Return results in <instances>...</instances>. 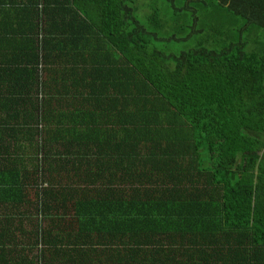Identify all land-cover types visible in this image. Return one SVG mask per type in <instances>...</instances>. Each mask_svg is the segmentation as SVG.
Returning <instances> with one entry per match:
<instances>
[{"label":"trees","instance_id":"trees-1","mask_svg":"<svg viewBox=\"0 0 264 264\" xmlns=\"http://www.w3.org/2000/svg\"><path fill=\"white\" fill-rule=\"evenodd\" d=\"M2 9L10 30L35 16L37 127L50 115L49 133L71 134L91 165V235L70 241L69 262L264 264V0H156L145 22L135 0ZM48 139L38 135L34 181H0L34 183L44 223Z\"/></svg>","mask_w":264,"mask_h":264},{"label":"crops","instance_id":"crops-1","mask_svg":"<svg viewBox=\"0 0 264 264\" xmlns=\"http://www.w3.org/2000/svg\"><path fill=\"white\" fill-rule=\"evenodd\" d=\"M3 10H0V111L3 108L8 127L0 129V158L4 159H0V181L16 179L19 176L15 173H28L27 181L33 180L38 168L37 138L47 134L45 177L50 185L45 192V203L52 213L48 211L45 223L42 221L45 239L44 244L39 245L34 183L19 191L8 186L5 189L0 183V264H37L39 260L43 264H72L65 252L73 247L70 241H81L91 235L90 226L85 224L90 222L89 214L95 210L89 203L92 196H88L94 188L91 165L85 161L84 154L79 153L78 146L69 141L71 134L49 133L50 115L46 118L43 113L46 119L41 129L37 127L39 112L33 65L39 55L35 16L17 30H10L6 27ZM58 58L51 57L50 75L45 74L52 79L53 94L60 88L58 72L61 68L55 62ZM11 74L9 82L7 77ZM49 104L46 94L45 105ZM83 192L87 195H82Z\"/></svg>","mask_w":264,"mask_h":264},{"label":"rangeland","instance_id":"rangeland-1","mask_svg":"<svg viewBox=\"0 0 264 264\" xmlns=\"http://www.w3.org/2000/svg\"><path fill=\"white\" fill-rule=\"evenodd\" d=\"M156 0H135V6L137 7V11L136 14L138 16V18L142 21L145 22V17L142 15H146L148 14V11L151 7V5L155 2ZM144 6L143 10L142 7ZM147 7V8H146ZM144 10H146L145 12H143ZM46 185V183H45ZM43 185V186H45ZM105 186H110L109 183H104ZM36 198V195H35Z\"/></svg>","mask_w":264,"mask_h":264},{"label":"clouds","instance_id":"clouds-1","mask_svg":"<svg viewBox=\"0 0 264 264\" xmlns=\"http://www.w3.org/2000/svg\"><path fill=\"white\" fill-rule=\"evenodd\" d=\"M42 127H40V125H39V129H41ZM38 224H39V228L40 229H42L41 227L43 226V222H41V224H40V222L38 221ZM38 239V238H37ZM38 243H39V245H41L40 244V239H38Z\"/></svg>","mask_w":264,"mask_h":264},{"label":"built area","instance_id":"built-area-1","mask_svg":"<svg viewBox=\"0 0 264 264\" xmlns=\"http://www.w3.org/2000/svg\"><path fill=\"white\" fill-rule=\"evenodd\" d=\"M41 35H42V33H39V37H41ZM39 39V38H38ZM40 40V39H39ZM40 44H41V40H40ZM39 67H41L40 65H39ZM40 74V73H39ZM43 185H45V183H43ZM38 221L40 222V224H41V221H40V218L38 217Z\"/></svg>","mask_w":264,"mask_h":264}]
</instances>
